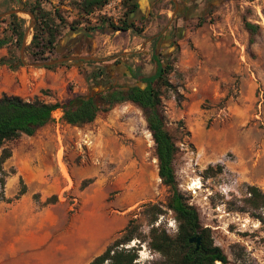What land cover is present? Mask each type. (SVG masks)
I'll use <instances>...</instances> for the list:
<instances>
[{
    "label": "rangeland",
    "instance_id": "374dc122",
    "mask_svg": "<svg viewBox=\"0 0 264 264\" xmlns=\"http://www.w3.org/2000/svg\"><path fill=\"white\" fill-rule=\"evenodd\" d=\"M47 1L41 0V5L51 10ZM49 1L52 5L60 3ZM73 1L78 0H63L60 5H74ZM236 1L242 5H220L188 29L194 34L206 24L202 33L214 43L224 41L223 36L237 40L239 44L232 41L231 46L239 51L235 54L238 59L235 55L232 59L219 58V49H200L191 39H184L186 52L183 54V46H179L168 62L172 67L167 75L171 87L161 86L160 111L179 149L174 164L178 188L188 204L199 211L202 225L211 228L215 245L228 258L226 264H264V224L253 212H245L248 209L244 203L248 185L264 192V54L253 51V42L242 24L247 17L261 27V35L254 41L264 48V0ZM23 2L35 0H0L1 5L17 7ZM2 11L0 18L6 16ZM61 13L65 18L73 16L64 8ZM17 15L31 29V16ZM244 42L247 45L242 52L240 45ZM16 53L23 67L43 68L27 55ZM214 54L217 57L212 58ZM60 59L63 57L56 54L52 61ZM119 61L131 63L122 57ZM238 61L240 71L236 70ZM54 66L49 71L61 64ZM72 87L69 85V91ZM55 93L42 90L40 99H56ZM60 124L57 129L53 118L34 137L23 135L8 144L12 157L3 166L6 184H0V206L4 208L0 210V264H89L123 236L130 221L135 220L139 232L148 235L150 206L163 211L156 226H162L172 237L176 235L178 223L167 208L171 190L159 177L154 141L140 109L130 103L118 105L101 112L91 124L76 129L71 126L72 132L66 129V123ZM61 147L69 172L62 167L64 176L57 163ZM96 155H101L105 163L99 171L116 181L103 196L87 195L94 179L81 177L83 168L98 165ZM18 166L26 168L27 174L16 175ZM219 166L221 173L207 176L209 168L216 170ZM37 175L49 179L43 188L52 185L56 177L68 186V192L57 196L62 208L54 213L47 210L50 198L41 200L38 192L23 200L24 213L13 211L24 185L28 192L30 185L34 189L41 184ZM89 180L92 183L83 186ZM12 183L17 186V195L7 198L5 193ZM54 218L58 221L53 225ZM134 246L141 249L137 264L163 261L147 244L139 245L135 240L128 247Z\"/></svg>",
    "mask_w": 264,
    "mask_h": 264
},
{
    "label": "trees",
    "instance_id": "16d2710c",
    "mask_svg": "<svg viewBox=\"0 0 264 264\" xmlns=\"http://www.w3.org/2000/svg\"><path fill=\"white\" fill-rule=\"evenodd\" d=\"M47 1V0H46ZM51 10L41 5V0L23 2L18 10L31 14L35 19L33 27V38L26 47V54L33 63H46L52 61L57 53L62 31H76L82 24L85 16L102 9L104 5L112 0H78L73 1V6L79 10V18L68 23L61 13V2ZM124 8L123 18L115 23L111 19L99 18L101 23H107L114 31L127 32L134 27L130 22L131 15L135 13L137 5L133 0H121ZM5 2V1H4ZM50 5L52 3L47 1ZM8 4V3H7ZM2 14L12 10L10 5H0ZM4 20H9L8 29L11 32L9 37L0 39V47L13 46L21 49L26 32V21L17 14L10 15ZM244 28L250 35V42L253 36L261 33V27L252 24L247 17L243 18ZM11 44V45H10ZM67 58V57H63ZM80 64L82 74L92 80L94 86L101 88V91L87 95H78L63 102L48 103L36 98L27 101L19 96L3 94L0 97V184L5 186L6 172L4 164L12 157V150L9 143L15 142L23 135L34 137L41 129L53 122V113L61 109L63 112L62 122L72 127H83L93 123L101 112H108L114 107L130 103L140 109L147 122L148 131L151 133L156 158L158 160L159 177L162 183L171 190V197L168 200L167 208L175 215L178 223V230L175 236H170L162 226H156L159 216L163 214L157 206H150L151 219L148 235H143L134 225L135 220L130 221L122 237L116 239L100 256L94 258L89 264H137L139 260L140 246L128 247L135 240L139 245L147 244L153 253L162 257V262L157 264H216L228 262L224 252L215 245L212 230L203 226L199 211L196 207L188 204L184 194L178 188L175 159L178 154V147L172 133L166 128V123L161 114V86L171 87L167 75L172 70L170 63L158 65L157 71L152 76L143 73V67L133 65L114 77L105 67L99 66L103 63L95 61L73 62ZM73 63H63L61 66ZM116 66L122 62L115 61ZM0 66H6L14 71L23 67V61L19 54L10 50L8 56L0 58ZM56 66L43 67L52 70ZM87 67V68H86ZM107 86V88H106ZM222 167L216 170L209 168L207 176L219 174ZM23 184V180L21 179ZM92 181H86L83 186H88ZM248 197L244 200L248 209L245 212H253L256 219L264 224V192L257 186H247ZM27 193L24 185L18 193L17 199ZM58 201L57 196L47 200V204H54ZM201 238V247L196 249V244H191L192 238Z\"/></svg>",
    "mask_w": 264,
    "mask_h": 264
},
{
    "label": "crops",
    "instance_id": "0c3cea01",
    "mask_svg": "<svg viewBox=\"0 0 264 264\" xmlns=\"http://www.w3.org/2000/svg\"><path fill=\"white\" fill-rule=\"evenodd\" d=\"M16 1L17 0H15V2ZM133 2L137 5L135 13H133L130 18V22L134 24L133 28L129 29L127 32L114 31L109 24L101 23L99 17L92 13L84 17L82 24L76 31H69L68 29L62 31L57 53L67 58H108V61L95 62L103 63L99 66L105 67L115 78H118L119 72H123L125 76L128 77L125 66L129 68L132 64H134V67L142 66L143 73L147 77L154 75L159 64L162 63L165 65V62L168 63L174 58L179 46H183V54L186 52L183 42L184 39H191L200 49H206L207 47L214 51L219 49L221 51L219 58L232 59L234 55L239 52L236 48H232L231 46L232 41L238 44L239 42L237 40H231L230 36H223L225 38L224 41L214 43L209 35L202 33L206 30V24L194 34L188 29V26L194 25L198 21H204V19L220 5H225V8H229L230 5H242L239 1L133 0ZM49 6L52 8L56 5ZM10 8L12 10L6 12L5 17L0 18V24L5 26L2 29L0 28V39H4L11 35L8 29L9 22H6L4 18L10 16V12L18 10V7L16 5H10ZM61 8L67 10L69 12L68 14L73 15L72 17L66 18L68 23L79 18V10L76 9V6L61 5ZM75 14H78V16L74 18ZM248 20L254 24L250 18H248ZM242 24L244 25L243 22ZM33 27L32 22L31 29L26 27L21 49H17L15 45L0 47V58L8 56L10 50L13 52L19 51L22 57L26 56V47L31 43L33 38V34H31ZM245 32L250 39V35L246 29ZM219 35L222 36V34ZM260 35L261 33L253 36L252 49L254 52L262 55L264 54V48L259 46L260 42L254 41V38ZM29 36H31V38L28 41ZM231 36H234L233 32ZM246 45V42L240 45L242 52ZM120 57H122L124 61H131V63L122 62L121 66H116L114 62L120 60ZM211 57L214 58L217 56L214 54ZM235 57L238 59V55H235ZM243 57L244 56H240L241 59ZM241 68L238 61L236 70L240 71ZM80 69V64L61 66L53 72L44 68L30 69L26 66L12 71L6 66H0V97L3 94H7L19 96L27 101H33L36 97L40 99V91L49 89L56 92L55 95L57 98H51L50 101L46 102L56 103L66 99H72L78 95L88 94L90 88L93 89V93L101 90L94 86L92 80L86 78V73L81 74ZM69 85L74 86L70 91L68 89ZM62 116L63 112L61 109L53 113L57 129L62 125L60 124L62 122ZM56 117L59 118V121ZM65 127L68 131L72 132L70 125L67 124ZM74 129H76V127H74ZM100 156L101 155L94 156V160H96L98 165L83 168L81 171L82 178L94 179L93 184L86 190L87 195H92L93 193L95 196H103L106 194V189H109L111 185H116L115 179L112 180L110 175L102 174L99 171L105 164ZM17 170L18 172L16 175H25L28 171L22 166H18ZM37 180L41 184H36L34 189H32L30 185L28 192L17 200L16 205L13 207V211L25 212L23 200L28 195L40 192L41 200H47L53 196H59V198H61L62 194L68 192V186L63 184L57 177L54 178L53 184L48 188H43L44 185H42L49 182V179H45L44 175H37ZM5 194L7 198H13L17 195L16 184L12 183L8 185ZM59 208H62L61 202L49 204L46 209L54 213ZM2 209L4 208L0 206V210ZM53 220L54 225L58 219L54 218ZM84 254H86V252Z\"/></svg>",
    "mask_w": 264,
    "mask_h": 264
},
{
    "label": "built area",
    "instance_id": "2783aa9c",
    "mask_svg": "<svg viewBox=\"0 0 264 264\" xmlns=\"http://www.w3.org/2000/svg\"><path fill=\"white\" fill-rule=\"evenodd\" d=\"M125 10L126 9L124 8L121 0H112L108 2L106 5H104L102 9L94 12V15H96L99 18L111 19L113 22L118 23L123 18ZM56 119L59 121V118L56 117ZM57 163L59 166V170L63 174V176H64V172L62 170V167H65L66 172L69 174L67 166L65 164L64 152L62 147L57 152Z\"/></svg>",
    "mask_w": 264,
    "mask_h": 264
},
{
    "label": "water",
    "instance_id": "95a60500",
    "mask_svg": "<svg viewBox=\"0 0 264 264\" xmlns=\"http://www.w3.org/2000/svg\"><path fill=\"white\" fill-rule=\"evenodd\" d=\"M20 13H25V14L30 15L31 18L33 19L32 26H34L35 20H34L33 16L29 13L19 11V10H15V11L10 12L9 14L11 15V14H20ZM73 61H98V60L95 58H63V59L52 61V62L40 63V64H37V66L48 67V66L59 65V64L67 63V62H73ZM190 243L196 244V249L199 250L201 247V238L200 237L192 238L190 240Z\"/></svg>",
    "mask_w": 264,
    "mask_h": 264
},
{
    "label": "bare ground",
    "instance_id": "6f19581e",
    "mask_svg": "<svg viewBox=\"0 0 264 264\" xmlns=\"http://www.w3.org/2000/svg\"><path fill=\"white\" fill-rule=\"evenodd\" d=\"M263 24H264V18H263ZM30 38H31V36H29ZM29 41V40H28ZM196 186V185H195ZM197 188H199L198 186H197Z\"/></svg>",
    "mask_w": 264,
    "mask_h": 264
}]
</instances>
